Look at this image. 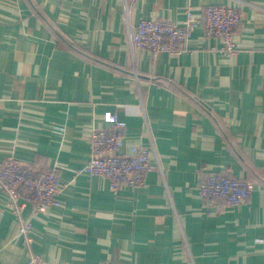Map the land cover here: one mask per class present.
Returning <instances> with one entry per match:
<instances>
[{"label": "crops", "instance_id": "1", "mask_svg": "<svg viewBox=\"0 0 264 264\" xmlns=\"http://www.w3.org/2000/svg\"><path fill=\"white\" fill-rule=\"evenodd\" d=\"M207 5L238 8L235 55L202 26L180 52L131 46L140 20L182 24ZM119 104L123 150L154 146L155 166L114 193L82 169L90 127ZM10 155L60 172L59 205L24 210L46 264H264V0H0V159ZM212 173L256 187L207 212L197 185ZM27 262L0 187V264Z\"/></svg>", "mask_w": 264, "mask_h": 264}, {"label": "built area", "instance_id": "2", "mask_svg": "<svg viewBox=\"0 0 264 264\" xmlns=\"http://www.w3.org/2000/svg\"><path fill=\"white\" fill-rule=\"evenodd\" d=\"M126 17L129 18L127 4ZM240 21L236 7L207 5L199 14L189 10L182 24L167 18L142 19L135 30L130 31L129 39L132 47L149 50L153 56H158L164 51L186 49L195 27L202 26L206 35L221 39L220 51L235 55L238 48L234 28ZM120 112H128V105L119 104L114 110L105 112L107 125L90 127V159L82 169L90 175L107 177L114 193L124 186L144 185L147 173L155 166L151 162L154 146H129L123 150L127 124L120 118ZM0 187L7 194L8 204L19 223V234L28 248L27 264H46L33 250L32 222L24 217V210L30 204L38 214L59 205L57 195L61 185L58 168L33 171L26 163L10 155L0 159ZM255 187L253 181L220 173L210 174L197 185L207 212L219 199H224L231 207L246 204Z\"/></svg>", "mask_w": 264, "mask_h": 264}]
</instances>
